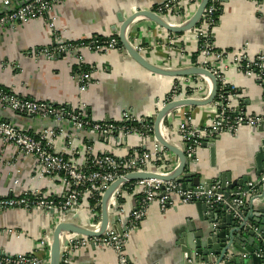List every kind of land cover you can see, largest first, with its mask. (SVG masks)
I'll return each mask as SVG.
<instances>
[{
	"label": "crops",
	"instance_id": "crops-1",
	"mask_svg": "<svg viewBox=\"0 0 264 264\" xmlns=\"http://www.w3.org/2000/svg\"><path fill=\"white\" fill-rule=\"evenodd\" d=\"M163 1L165 0H65L55 7V16L60 35L69 40L95 35H119V15L126 18L137 10L148 9ZM194 8L188 9L189 14L194 13ZM3 11V0H0V13ZM169 32L150 19L140 17L130 25L127 35L131 41L136 38L140 40L145 47V55L152 62L170 67H189L197 64L196 58L193 57L195 39L186 36L182 38L183 42H178V46L165 47L163 41L166 45L165 39L169 34L180 38L184 34ZM212 40L217 49L234 50L247 45L251 53L263 50L264 0L223 1L220 20L212 29ZM52 42L45 19L31 20L26 24L16 25L15 28L7 26L0 31V85L26 97L54 103L76 105L82 99L87 104L89 115L99 120L118 122L122 119L124 111L129 110L137 117L154 123L162 99L175 82L173 77L147 71L127 53L116 50H84L85 60L92 71L94 81L88 91L81 94L72 59L64 56L55 59L33 56L34 49L50 45ZM224 62L228 65L225 71L227 82L240 91V101L245 109L252 114H263L264 92L261 85L254 78L239 71L233 59L227 57ZM189 82H198L200 87L205 89L207 86L204 81L192 78ZM206 90L200 91L199 95L205 96ZM212 109V103L177 108L165 119L162 127L164 136L170 135V141L185 149L182 137L172 131V128L179 124L182 112L191 111L194 116L193 123L196 126H204L210 121ZM0 116L32 134L40 133L51 124L49 119L32 118L11 110H3L1 107ZM69 132L59 136L55 146L57 151L69 153L68 148H65ZM262 133L264 131L246 127L236 135H221L211 142L214 153L210 147L202 146L199 149V161L195 163L194 169L206 174L204 178L207 180L216 176L219 170H231L234 176L249 172ZM73 140V146L78 149L74 157L77 160L82 159L83 146L88 142H91L96 152L112 153L120 157L127 155L141 143H144L143 147L147 150L154 148L151 137L141 139L133 135L128 136L127 141L122 143L114 139L106 141L75 134ZM41 170L42 166L36 159L20 154L16 147L5 146L0 141L1 196L8 195L11 189L19 192L25 188H39L54 198H61L68 186L59 180L41 176ZM121 189L122 194L117 200L122 203V210L119 212L121 223L126 225L141 189ZM90 212L91 207L85 199L78 215L83 221H91ZM99 212L101 213V209ZM197 216L194 203H180L165 211L158 203L151 204L147 216L135 226L125 245V253L131 264H178L179 250L176 239L188 228L189 221L195 222L198 227L202 225ZM54 222L55 216L45 211L18 208L0 212V251L10 254L35 253L48 263ZM69 264L120 263L118 253L114 249L91 245L72 253Z\"/></svg>",
	"mask_w": 264,
	"mask_h": 264
},
{
	"label": "built area",
	"instance_id": "built-area-1",
	"mask_svg": "<svg viewBox=\"0 0 264 264\" xmlns=\"http://www.w3.org/2000/svg\"><path fill=\"white\" fill-rule=\"evenodd\" d=\"M64 1L26 0L21 4L20 1L16 0H3L4 11L0 13V31L7 26H14L15 28L16 25H23L31 20L45 19L48 22L53 42L50 45L34 49L32 51L33 56L47 59L64 56L72 59L74 67L76 66L80 71L76 73V78L79 91L83 94L88 91L94 81L92 71L90 68L87 69L84 50L89 52L116 50L125 54L127 52L124 46L120 45L119 35L104 37L95 35L78 40H69L61 36L57 25V17L55 16V7ZM200 1L166 0L153 4L148 9L168 20L171 19L172 23L179 25L191 18L194 13L189 14L188 9L195 7L196 10ZM220 1L222 0H210L198 25L184 32L181 38L169 34L165 39L166 45L163 41L165 47H170L178 46V42H183V37L194 38L196 43L195 53L199 52V55L195 60L197 64L192 66H202L209 69L218 80V93L212 103L213 109L209 123L204 126H196L193 123V113L185 110L180 115L179 124L172 128L173 132L182 137L186 155L194 163L199 161L198 151L205 140L212 142V140L224 134L236 135L241 129L246 127L257 128L264 122V113L252 114L245 109L243 102L240 101V91L227 82L225 71L228 65L224 62L227 57L233 59L238 70L258 81L264 92V50L251 53L247 45L234 50L216 48L212 40V29L216 21L214 13ZM132 42L140 52L146 53L145 47L139 39L136 38ZM190 78L204 81L207 90L205 87H199L191 93L181 91L183 84L187 83ZM211 87V82L202 76L181 77L179 82L175 81L173 83L169 94L162 100L160 108L176 99L205 98ZM205 90L206 95L200 96L199 92ZM0 107L3 110H11L32 118L49 119L51 121V124L40 133L32 134L0 116V141L5 146L16 147L20 154L36 159L42 166L41 176L45 175L59 180L68 186L67 191L61 198H54L51 194L45 193L39 188H25L19 192L11 189L8 195H0V212L18 208L49 213L54 210L55 222L53 223V229L58 221L70 219L74 212H79L85 199L95 198L98 204L101 205L102 195L116 180L133 172L150 171L169 175L179 164L178 156L158 141L154 142L152 150L145 149L143 147L144 143H141L136 149H131L127 155L121 157L112 153L96 152L91 142H88L86 145H82L84 148L82 159L77 160L74 158L75 154L78 153V149L73 146V137L74 134H78L70 130V125H72L74 131L82 132L84 135L90 133L102 136L109 135L114 140L120 138L119 143L125 142L124 137L132 135L141 139L151 137L154 134V123L151 125L150 120L139 118L129 110L124 111L122 119L118 122L109 119L99 120L89 115L87 104L82 99L76 105L54 103L45 99L39 100L26 97L2 85H0ZM64 132H69L65 143V148H68L69 153L55 149L59 136ZM166 138L170 140V135ZM17 171L20 170L17 169ZM18 183L19 181L16 179V184ZM252 184L250 183V186ZM122 187H128V189L130 187H140L141 189V194L130 213L126 225L121 223L119 212L122 210V203L117 200V197L120 198L122 194ZM122 187L114 194L110 206L111 212H113V207H116V211L112 215L116 217L121 230L109 227L99 237H89L76 233L67 234L69 245L64 248L61 264H69L72 253L91 245L112 248L118 253L120 264H131L125 253V245L129 241L135 226L147 216L151 204L158 203L160 208L165 211L180 203L195 204L203 198L211 203L223 202V195H217L213 192V190L216 191L220 188L218 185L205 192L184 189L181 182L142 179L128 182ZM251 188L250 191L255 192L256 187ZM215 195L217 197L214 199ZM250 195L249 192H242L240 197L234 198V202L245 204ZM176 197L178 200H176ZM75 207L78 208L75 209ZM91 211L94 212V209L91 208ZM99 223L91 224L93 228L97 229ZM0 264H49V262L47 263L35 253L10 254L0 251Z\"/></svg>",
	"mask_w": 264,
	"mask_h": 264
},
{
	"label": "water",
	"instance_id": "water-1",
	"mask_svg": "<svg viewBox=\"0 0 264 264\" xmlns=\"http://www.w3.org/2000/svg\"><path fill=\"white\" fill-rule=\"evenodd\" d=\"M19 1L21 4L26 2V0ZM209 3L210 0H201L191 18L179 25L149 9L137 10L126 18L119 15V21L121 22L120 41L128 56L141 67L154 74L173 77L174 79L190 75L204 76L211 82L212 87L205 98L176 99L158 108V113L154 119V134L151 138L154 142L158 141L178 156L179 164L177 168L169 175L150 171L133 172L113 182L102 195L101 220L97 229L86 227L81 222L79 212H74L70 219L58 221L53 229L49 264H61L64 248L69 245L67 234L76 233L89 237H99L109 227L121 230L116 217L112 215L116 211V207H113V212L110 211L114 194L128 182L142 179L181 182L184 189L195 191L207 192L215 185L220 187L216 191L213 190V192L217 195L222 194L223 202L211 203L203 198L195 203L198 213L197 219L202 225L198 227L194 224L195 222L189 221L188 228L184 229L176 239V246L179 250L178 264H264V133L260 136L249 172L234 176L231 170H219L216 176H212L208 180L205 179L206 174L194 169L195 163L186 155L185 149L164 136L162 126L166 117L177 108L213 103L218 93L216 76L209 69L202 66L170 68L152 62L135 47L127 35L130 25L140 17H146L170 32L184 33L198 25ZM69 128L78 135L84 136L82 132L74 131L72 125ZM256 130L263 132L264 122ZM86 137H97V139L100 138V140L106 141L112 139L109 135L102 136L90 133H87ZM127 139L128 137L123 138L125 142ZM116 141L119 143L121 139L118 138ZM212 144L209 140L203 142L204 147L213 148V146H210ZM212 153H214V148ZM250 183L253 184L250 186ZM253 186L256 187L255 192L250 191ZM242 192H249L251 195L245 204L235 203L234 198L240 197ZM50 213L54 215V210H51ZM90 215H92V212H90ZM150 264L160 263L152 262Z\"/></svg>",
	"mask_w": 264,
	"mask_h": 264
},
{
	"label": "trees",
	"instance_id": "trees-1",
	"mask_svg": "<svg viewBox=\"0 0 264 264\" xmlns=\"http://www.w3.org/2000/svg\"><path fill=\"white\" fill-rule=\"evenodd\" d=\"M222 6H223V1H220L219 3H218V5H217V9H216V11H215V13H214V17H215V24H214V26L218 23V21L220 20V16H221V14H222ZM98 37H100V36H98ZM120 45L121 46H123L122 45V43H120ZM198 55H199V52L198 53H194V55H193V57L194 58H197L198 57ZM74 69H75V73H79L80 71L78 70V68L75 66L74 67ZM87 69H89V67L87 66ZM180 78L181 77H177L176 79H175V81L176 82H179V80H180ZM201 85H200V83H194V84H192L191 82H187V83H185V84H183V86H182V89H181V91H186V92H188V93H191L192 92V90H196V89H198L199 87H200ZM190 89V90H189ZM170 92V91H169ZM169 92L167 93V95L169 94ZM151 125L153 124V122L150 120V122H149ZM87 202H88V204H89V206L91 207V208H93L94 209V211H96V212H99L100 211V209H101V205H99L98 204V201H97V199H93V198H90V199H87Z\"/></svg>",
	"mask_w": 264,
	"mask_h": 264
},
{
	"label": "rangeland",
	"instance_id": "rangeland-1",
	"mask_svg": "<svg viewBox=\"0 0 264 264\" xmlns=\"http://www.w3.org/2000/svg\"><path fill=\"white\" fill-rule=\"evenodd\" d=\"M92 212V211H91ZM96 211H94V212H92V215H90V220L92 221L91 223H93V224H96V223H99L100 222V220H101V213L100 212H98V214L97 213H95Z\"/></svg>",
	"mask_w": 264,
	"mask_h": 264
},
{
	"label": "bare ground",
	"instance_id": "bare-ground-1",
	"mask_svg": "<svg viewBox=\"0 0 264 264\" xmlns=\"http://www.w3.org/2000/svg\"><path fill=\"white\" fill-rule=\"evenodd\" d=\"M203 78H204V76H203ZM81 222L86 226V227H89V228H93V226H92V224H91V221H83V220H81Z\"/></svg>",
	"mask_w": 264,
	"mask_h": 264
}]
</instances>
